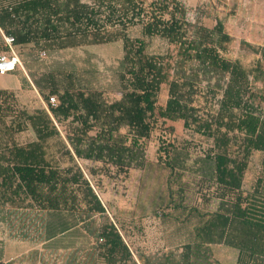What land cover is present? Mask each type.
Listing matches in <instances>:
<instances>
[{
  "label": "trees",
  "instance_id": "1",
  "mask_svg": "<svg viewBox=\"0 0 264 264\" xmlns=\"http://www.w3.org/2000/svg\"><path fill=\"white\" fill-rule=\"evenodd\" d=\"M30 1L0 0V9ZM186 15L180 0H64L54 15L6 29L15 46L57 51L122 42L124 54L116 99L74 81L60 90L53 80L55 89L42 95L48 103L57 96L58 105L30 114L18 107L14 93L0 90V211L35 210L51 218L66 213L75 222L80 216L86 226L102 216L104 223L94 231L97 262L138 264L75 157L102 164L98 170L109 176L126 177L146 168L145 145L159 123L181 121L208 146L191 166L188 144L159 139V163L170 170L168 207L188 208L184 177L191 173L202 205L214 204L213 211L201 213V204L190 208L203 221L194 243L179 253L138 254L139 263L214 264L210 245L223 244L238 252L237 264H264V157L253 189L244 191L253 155L264 153V48L256 51L262 59L245 67L224 57L233 38L221 20L209 28ZM133 28H139V36L130 35ZM154 38L168 44L165 53H149L148 40ZM165 86L168 99L161 105ZM64 124L66 141L59 130ZM27 130L34 140L19 143L15 135ZM65 224L50 221L47 232L64 233Z\"/></svg>",
  "mask_w": 264,
  "mask_h": 264
},
{
  "label": "rangeland",
  "instance_id": "2",
  "mask_svg": "<svg viewBox=\"0 0 264 264\" xmlns=\"http://www.w3.org/2000/svg\"><path fill=\"white\" fill-rule=\"evenodd\" d=\"M180 1L187 10L186 17L190 22L209 28H213L217 20L224 23L226 31L233 38L224 57L239 61L245 67H251L262 59L256 51L264 48V0ZM130 35L139 36V28H133ZM148 46L149 53H165L168 49V44L159 38L149 39ZM5 50L4 42L0 41V52ZM18 51L21 58H25L30 65L43 70L37 78L46 83L53 80L58 84L74 81L84 87L106 90L109 99L119 97L116 74L124 54L122 42L70 48L53 57L47 54V58L39 57V54L49 52L47 49L34 47L20 48ZM167 99L168 87L165 86L160 94L159 104L164 105ZM18 107L20 108L19 105ZM170 127L174 128L173 134ZM59 128L62 132L68 131L67 124ZM159 139L167 142L175 139L178 146L188 144L192 152L189 162L191 166L195 157L201 154L200 149L208 146L200 137L185 131L183 122L161 121L152 139L145 145L148 163L146 168L130 172L126 177H116L115 174L109 176L98 170L102 164L80 162L86 173L91 168L98 170L95 176L87 175L105 206L108 217L116 224L136 256L141 253H158L157 246L161 241L171 246L168 251L181 252L184 245L194 243L193 229L203 222L197 214L190 212V208L201 204V213H206L213 211L214 207V204L209 207L202 205L201 195L196 187L197 176L191 173H186L184 177L187 183L188 208L173 210L168 207L171 198L168 190L170 170L159 163ZM16 140L26 143L33 140V135L30 132L24 133ZM55 145L54 142L51 143L53 152L57 149ZM263 157L264 153L257 152L253 155L244 179L245 192H250L260 177ZM173 187L176 188V185ZM18 213L9 208L0 211L1 264H104L103 261L97 262L98 249L94 236V231L104 223L102 216L95 215L86 226L80 216H76L75 222L74 218H70L71 214L66 213V217H58L56 214L52 218L50 214L34 210L22 209ZM50 221H67L66 232H56L52 236L47 232ZM61 229L62 226H59L56 231ZM211 255L210 261L214 264H236L237 252L227 247L213 246Z\"/></svg>",
  "mask_w": 264,
  "mask_h": 264
},
{
  "label": "crops",
  "instance_id": "3",
  "mask_svg": "<svg viewBox=\"0 0 264 264\" xmlns=\"http://www.w3.org/2000/svg\"><path fill=\"white\" fill-rule=\"evenodd\" d=\"M63 1L64 0H33V1L28 2V3L13 5L11 7L0 9V41L4 42V44L6 46V50L1 51L0 56L2 54H9V48L6 45L5 38H4V36L7 35L5 32L6 29H8L12 26L18 25L20 23L26 22V21H30L33 19L44 18L47 16L54 15L55 13H57V11L60 8ZM34 47L35 46L33 44L25 45V46H14V50L18 54L21 64L17 67L16 71L9 73L8 75H5V76L0 75V90L9 91L11 93H14L16 100H17V103L20 106V108L27 110L30 114L34 113L36 110H39V109H46L47 111H49V109H48L49 103H48V101H46L44 99L42 94H49L50 91L55 89L53 87V85L51 84V82L46 83V82H44V80L37 78L38 75L41 72H43L42 69L39 70V69H37V67H33L32 65H30V63L25 58H21V56L19 55L20 53H19L18 49H20V48H28L29 49V48H34ZM63 51H65V50H57V51L49 50V52L47 51L48 53L46 51L44 52L46 54V56H42L43 53H41V54H39V57L40 58H47L48 57L47 54L51 55L53 57L54 54H56L58 52H63ZM68 82L69 81L64 82L62 84L57 83L58 84L57 88L62 90L65 86V83H68ZM53 96H55V95H53ZM55 97L57 98V96H55ZM59 130L61 132L62 140L66 141L67 132L66 131L62 132V130L60 128H59ZM29 132L32 133L33 140H34L35 134L31 130H27L25 132H21L19 134H16L15 137L17 138L18 136H21L24 133H29ZM91 134H95V132H91ZM75 159L77 160V162L80 165L81 163L79 162V160L76 157H75ZM95 164L99 165V163H95ZM135 170H137V169H133L130 172H133ZM84 173L87 176V178L90 180L87 173L85 171H84ZM90 183H91V185H93L91 180H90ZM93 188H94V186H93ZM21 210L22 209H13V212H16V214H19L18 212H21ZM35 212H39V211H35ZM9 213H11V211H9ZM43 213H46V212H43ZM201 224H199L197 227H199ZM197 227H195L193 229L194 235H195V231H196ZM213 246H215V247L216 246L217 247H222V246L227 247L223 244H212V245H210V247H213ZM157 247L159 248V249H157L158 252L162 251L161 253H163V252L168 251L171 246H169L167 244V242L165 243V241H161V243ZM227 248L235 250V249L230 248V247H227ZM130 250L132 251L135 259L138 262V264H140L137 256L135 255V252L132 250L131 247H130ZM137 253H138V251L136 252V254ZM237 257H238V252H237ZM237 257H236V264H237Z\"/></svg>",
  "mask_w": 264,
  "mask_h": 264
},
{
  "label": "built area",
  "instance_id": "4",
  "mask_svg": "<svg viewBox=\"0 0 264 264\" xmlns=\"http://www.w3.org/2000/svg\"><path fill=\"white\" fill-rule=\"evenodd\" d=\"M5 43L9 48V54H2L0 56V75L5 76L9 73L16 71L17 67L21 64L20 59L16 51L14 50L15 38L13 36H4ZM42 56H46L45 53ZM49 103L52 107L58 105V99L55 96L49 98Z\"/></svg>",
  "mask_w": 264,
  "mask_h": 264
}]
</instances>
